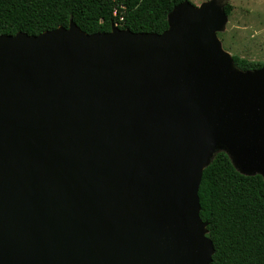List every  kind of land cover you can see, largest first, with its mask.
<instances>
[{
  "label": "water",
  "instance_id": "water-1",
  "mask_svg": "<svg viewBox=\"0 0 264 264\" xmlns=\"http://www.w3.org/2000/svg\"><path fill=\"white\" fill-rule=\"evenodd\" d=\"M228 18L186 1L163 34L0 36V264L212 263L213 148L264 174V68L235 67Z\"/></svg>",
  "mask_w": 264,
  "mask_h": 264
},
{
  "label": "trees",
  "instance_id": "trees-1",
  "mask_svg": "<svg viewBox=\"0 0 264 264\" xmlns=\"http://www.w3.org/2000/svg\"><path fill=\"white\" fill-rule=\"evenodd\" d=\"M189 0H0V36H38L73 22L86 34L108 33L116 24L134 33L163 34L173 9ZM117 10V14L115 12ZM230 16L233 5L227 3ZM243 72L263 62L233 55ZM200 216L215 253L211 264H264V177L246 175L219 150L203 171Z\"/></svg>",
  "mask_w": 264,
  "mask_h": 264
},
{
  "label": "rangeland",
  "instance_id": "rangeland-1",
  "mask_svg": "<svg viewBox=\"0 0 264 264\" xmlns=\"http://www.w3.org/2000/svg\"><path fill=\"white\" fill-rule=\"evenodd\" d=\"M189 1L195 7H200L202 3L210 0ZM221 3L225 6L227 3L233 5L224 30L217 34L222 48L232 57L237 55L246 60L264 63V0H221ZM219 150L230 154L241 173L250 174L242 170L233 153L225 145L217 144L212 154Z\"/></svg>",
  "mask_w": 264,
  "mask_h": 264
},
{
  "label": "built area",
  "instance_id": "built-area-1",
  "mask_svg": "<svg viewBox=\"0 0 264 264\" xmlns=\"http://www.w3.org/2000/svg\"><path fill=\"white\" fill-rule=\"evenodd\" d=\"M117 14V10H116V12H115V15ZM116 26H118L117 24H116Z\"/></svg>",
  "mask_w": 264,
  "mask_h": 264
}]
</instances>
